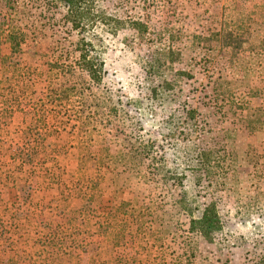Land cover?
Segmentation results:
<instances>
[{
    "label": "rangeland",
    "instance_id": "374dc122",
    "mask_svg": "<svg viewBox=\"0 0 264 264\" xmlns=\"http://www.w3.org/2000/svg\"><path fill=\"white\" fill-rule=\"evenodd\" d=\"M95 5L149 31L106 34L107 75L89 89L75 65L49 71L78 57L61 16L44 24L29 0H0V35L30 34L0 60V264H264V0ZM169 47L148 75L145 61ZM74 85L84 94L48 104ZM84 115L91 165L78 149ZM26 142L32 166L19 167ZM210 203L222 227L212 240L191 225Z\"/></svg>",
    "mask_w": 264,
    "mask_h": 264
},
{
    "label": "trees",
    "instance_id": "16d2710c",
    "mask_svg": "<svg viewBox=\"0 0 264 264\" xmlns=\"http://www.w3.org/2000/svg\"><path fill=\"white\" fill-rule=\"evenodd\" d=\"M29 2L38 9L37 16L42 23L50 24L51 21L57 20L61 16L60 27L65 28L70 33L74 32L78 36V41L74 45V52L78 55L75 62L72 64L67 61L68 59H57L55 62L48 63L49 71L55 74L54 77L57 78L69 76L74 74L73 65H75L76 69L81 72L86 81L84 83L89 86V89L93 86L100 88L107 75L104 61V55L107 51L106 34L116 36L126 24L139 33L149 31L148 25L142 21L129 19L124 22L120 17L109 16L99 11L96 8L95 0H29ZM235 38H237L235 34L226 32L221 36V43L226 47H230L235 42ZM29 40V32L19 28H13L6 35H0V60L4 63L8 59V56L4 55V47L8 46L10 50L9 58H11L21 53ZM233 52L231 58L235 57ZM173 54L172 47H169L163 53L158 52L151 59L145 61L146 66H148V75L158 74V71L155 70L160 71L163 69L164 63L171 61ZM84 91L85 85L62 86L59 90L54 91L52 99L54 101H48V104L58 101L67 102L74 94L82 95ZM193 112L189 111L186 115V119L191 122H195V113ZM79 120L78 149L84 163L91 165L92 161L96 160L92 158L89 151L95 131L93 121L89 115H84ZM32 132L33 129L29 128L28 133ZM28 144L26 142L25 148L12 158L14 161H21L19 167L32 166L27 152ZM16 170L3 171L2 174H5L7 178H15L14 173ZM191 225L206 239L212 240L213 236L222 229L215 203L205 205L202 216L199 219H192Z\"/></svg>",
    "mask_w": 264,
    "mask_h": 264
}]
</instances>
